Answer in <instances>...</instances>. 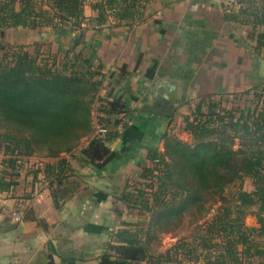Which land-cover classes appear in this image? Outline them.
<instances>
[{"label": "trees", "instance_id": "trees-1", "mask_svg": "<svg viewBox=\"0 0 264 264\" xmlns=\"http://www.w3.org/2000/svg\"><path fill=\"white\" fill-rule=\"evenodd\" d=\"M148 3L0 0V35L17 28L66 34L84 24L86 6L95 14L87 21L94 28L106 25L108 18L134 23L144 16ZM241 16L253 32L256 28L264 30V0L244 1L230 18L238 22ZM255 38L259 45L264 41V31ZM0 54V155L10 178L24 159H53L57 161L44 166L43 173L50 188H57L73 176L71 161L103 167L114 160L108 143L116 138L118 129L127 127L129 122L123 119L130 116L125 101L111 96L114 85L125 79L124 70L109 76L104 86L106 77L100 68L75 53L65 52L63 61L57 63L56 59L39 58L37 48L28 53L21 46L0 42ZM154 74L155 68L147 70L145 79H153ZM106 89V96L100 97L99 91ZM255 97L252 110L229 111L202 100L211 96L199 98L190 115L183 118V131L191 136L192 143L186 145L164 136L163 152L147 153L146 161L153 168L143 167L139 179L151 177L155 188L149 186L153 189L150 193L121 195L119 201L129 212L126 215L138 216V222L121 223L99 264H264V94ZM94 104L100 116L95 125ZM95 126L106 133L92 136ZM85 139L89 141L80 149ZM61 155L69 159H59ZM244 179L251 180L253 190L245 192L240 185L231 200L226 199L225 192ZM10 186L0 182V189ZM69 189L67 186L65 192ZM50 194L57 209L60 197L56 189ZM219 198L222 202L216 213L193 240H183L154 255L158 232H168L186 213L199 217L207 214L206 205ZM250 211L262 218L258 229L244 227L243 216ZM142 214L149 216L147 224L140 221Z\"/></svg>", "mask_w": 264, "mask_h": 264}, {"label": "crops", "instance_id": "crops-1", "mask_svg": "<svg viewBox=\"0 0 264 264\" xmlns=\"http://www.w3.org/2000/svg\"><path fill=\"white\" fill-rule=\"evenodd\" d=\"M84 17L80 29L66 34L17 28L6 30L3 39L24 42L32 32V52L37 48L41 59L60 63L65 52L75 53L99 67L105 83L124 70L127 75L111 96L125 101L129 123L108 143L114 160L103 167L71 161L73 176L57 188H50L43 173L57 160L24 162L10 178L0 155V182L11 183L0 189V264H99L121 223L132 218L119 201L122 194L114 193L116 184L147 165L149 151H161L164 136L199 98L263 86L264 46L252 40L249 26L225 15L218 0H149L140 20L108 18L98 29L87 23L95 17L88 6ZM151 68L154 77L146 80ZM96 132L97 126L92 136ZM96 181L108 183L112 194L91 187ZM55 189L57 209L50 194Z\"/></svg>", "mask_w": 264, "mask_h": 264}, {"label": "rangeland", "instance_id": "rangeland-1", "mask_svg": "<svg viewBox=\"0 0 264 264\" xmlns=\"http://www.w3.org/2000/svg\"><path fill=\"white\" fill-rule=\"evenodd\" d=\"M40 6H43V8L46 9L44 4H42L41 2H40ZM244 6L245 5H243V7ZM249 7H253V6L250 4ZM246 11H248V10H246ZM242 16L240 17V19H237L238 20L237 24H239L241 26H248V25H245V23H246V22H244L245 18H243ZM248 28H249L248 32L250 33L251 37H253L252 40H254L255 43L258 45L255 36L258 35L259 33H262L264 30L262 28H256V30L253 32V30L250 26ZM4 33H5V31L3 32V34ZM26 33H28L30 35V37L29 36L26 37V39L23 40L24 42L18 41L16 43V42L10 41V42L6 43L3 39L6 36L4 37L3 34L0 35V42L4 43V44H11V45H15V44L22 45L21 47H23L24 51H26L28 53H32V32H30V33L26 32ZM41 36L43 37V36H45V34L42 33L40 35V37ZM262 42H264V41H260V44L258 46H263L264 43H262ZM0 55H2V54H0ZM39 58H41V57H39ZM45 59H47V58H45ZM103 85L106 86V83L104 82ZM262 85L263 86L256 87L254 89H250V90H247L245 92H242L240 94H236L233 96L223 95V96L212 97L211 99L210 98L209 99L204 98L202 100H206V101L209 100L214 104H219L220 109L226 110V111L234 110V109H239V110L250 109V110H252L253 107L255 106V103H256L255 101L257 100L256 99L257 97H255V95L259 94V93H261L262 95L264 94V83H262ZM105 92L106 91L101 90V91H99L98 95L100 97L101 96L104 97L103 94H105ZM194 104L192 105L190 113L193 111ZM96 105L97 104H94V107L92 110V120L93 121H95L96 113H97L96 109H95ZM190 113L188 115H190ZM184 117H182L179 120L180 122H179L178 126H176V125L172 126L173 127L172 130H174V131L170 134L169 140H177L183 144L190 145L192 143L191 136L183 131V118ZM164 143H162V149H161L160 153H162L164 150ZM237 144H238V141H235V149L237 148ZM32 159L41 160L43 158L34 156L33 158L31 157V158L24 159V160H25V162H29V161H32ZM43 160L53 161V159H43ZM138 167H139V165H138ZM143 167H146L147 169H150V170L153 168L151 163H148L147 165H145V164L140 165L139 171L136 174H134L133 176L129 175L128 178H126V181L121 182V186H118L116 184L114 193L118 194V195L119 194L121 195L124 192L132 193V195H136L139 192L140 193H142V192L150 193L149 192L150 189L155 188V187H152L153 186L152 181H154V179H151V177H148V179H145V180L139 179V175L143 174L141 172ZM157 173L158 172H156L155 174H157ZM240 183H236L233 187H230L225 192L224 197L228 200H231L232 195L236 192L237 188H239L240 185H241L240 188L245 192H251L253 190L251 180L244 179ZM149 186H151L152 188L151 187L149 188ZM68 187L70 189H72L71 186H68ZM221 202H222V199L219 198L218 202L212 203V204H207L206 207L209 208L208 213L205 215H202L200 217L193 214V212L186 213L180 219L181 221L178 222L175 227L170 228V230H168V232H158L156 240L153 242V253H154V255L156 256L158 254L165 253L173 245L180 243L183 240H188V241L193 240V237L197 233H200L201 230L203 231V229L205 227L204 225L206 224V222H208L214 216V214L216 213V210H217L218 206L221 204ZM124 213L126 215L129 212L125 211ZM134 215H136V214H134ZM137 217L138 216H136L135 218L132 217V218L126 219V220L129 222L130 221L138 222ZM148 217H149L148 215L142 214V215H140V219H141L140 221H144V223L147 224ZM261 220H262V218L257 216L256 213H254L253 211H250V212L244 214V216H243L244 227L249 228V229H258L260 226Z\"/></svg>", "mask_w": 264, "mask_h": 264}, {"label": "built area", "instance_id": "built-area-1", "mask_svg": "<svg viewBox=\"0 0 264 264\" xmlns=\"http://www.w3.org/2000/svg\"><path fill=\"white\" fill-rule=\"evenodd\" d=\"M244 1L248 0H218L220 7L222 8L225 15L230 16L236 9H238ZM124 122H129L128 119H123ZM106 133V130L98 127L96 135L102 136Z\"/></svg>", "mask_w": 264, "mask_h": 264}, {"label": "water", "instance_id": "water-1", "mask_svg": "<svg viewBox=\"0 0 264 264\" xmlns=\"http://www.w3.org/2000/svg\"><path fill=\"white\" fill-rule=\"evenodd\" d=\"M261 70H262V76L264 77V62L261 65ZM90 186L95 188V189H98L99 191L107 193L109 195L112 194V192L108 189V188H110V185L108 183H106V182L96 181L94 183H91Z\"/></svg>", "mask_w": 264, "mask_h": 264}]
</instances>
